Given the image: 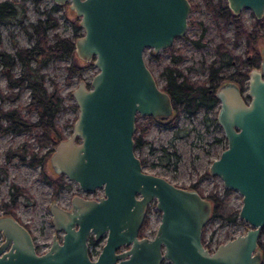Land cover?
<instances>
[{"label":"water","instance_id":"obj_1","mask_svg":"<svg viewBox=\"0 0 264 264\" xmlns=\"http://www.w3.org/2000/svg\"><path fill=\"white\" fill-rule=\"evenodd\" d=\"M67 4L79 18L82 34L74 40L76 56L97 71L80 79L72 97L77 116L71 132L54 146L49 165L85 191L73 194L69 208L53 201V235L38 252L29 230L12 215H0V264H262L258 245L264 227V49L248 70L246 93L226 80L215 90L217 122L226 147L208 167L225 189L241 196L238 219L251 225L242 234L204 246L202 233L212 204L196 189L173 184L147 172L134 150L137 116L168 121L172 98L158 85L143 52L169 48L188 26L190 0H53ZM240 14L250 9L264 16V0H226ZM154 201L160 221L152 237L139 236L147 205ZM102 241L93 259L89 237ZM124 248V249H123Z\"/></svg>","mask_w":264,"mask_h":264},{"label":"rangeland","instance_id":"obj_2","mask_svg":"<svg viewBox=\"0 0 264 264\" xmlns=\"http://www.w3.org/2000/svg\"><path fill=\"white\" fill-rule=\"evenodd\" d=\"M1 1V0H0ZM21 3L26 8L25 16L22 17L21 23L0 24V49L6 52H14L15 46L29 47L33 43L28 35V30L25 27L29 22H35L38 17H41L42 10H46L54 3L53 0H41L40 4L34 7L32 0H15ZM197 5L190 9L188 16V26L183 36L177 37L171 47L174 51L181 48L183 59L177 64L191 79L203 80L207 78L208 63L213 58H216L215 46L222 42V36L226 37V46L233 52L245 56V40L234 41V30L232 23L223 25V21H219L222 29L218 30L215 21L210 17L207 10L204 9L202 0H193ZM53 16L57 17L58 24L54 29L48 32L49 41L55 40V34L59 36H66L73 38L74 25L78 23L79 18L72 12H69L67 4L59 6L57 10L52 11ZM241 19L246 26L251 29L255 23V17L250 9L244 8L240 12ZM202 27L205 28L204 40L206 45L197 48L192 43H189L185 38L197 39L201 35ZM256 28L264 33V25H256ZM83 29L78 30L82 34ZM254 49L258 53V61L260 62V55L264 49V37L258 36L255 39ZM15 43V45H14ZM151 48H145L143 56L148 67L151 68L154 77L161 86L164 83V78L161 76L162 68L166 64H170V53L165 52L164 49L158 51V55L162 58L157 60L150 54ZM68 65H75L80 68V72H74L67 77L68 71L65 69ZM41 71L46 74L45 82L48 89L51 88L52 81L59 85V92L63 96L64 109L58 112L56 122L61 126L63 135H68L72 128L73 122L77 116V108L73 109L71 105L74 104L72 97V90L78 84L79 80L91 81L90 79L97 71L96 66L92 62H85L79 59L76 54L71 58H62L51 60L48 64L41 66ZM15 73L19 72V67L15 69ZM245 82V92L247 87ZM5 80L0 73V90L6 92ZM29 98L28 89L24 88L21 96L18 99L21 103H26ZM16 101L5 102L4 107L13 106ZM214 111L199 110L194 116H189L184 110L180 111L176 117L175 124L168 125L160 123L156 120H150L147 116L140 115L137 119L139 125L148 126L145 130L144 139L146 145L135 151L137 155L143 160V169L150 173H155L166 177L173 184L182 187H189L193 183H197L202 194L207 195L210 189L217 192H222L224 189L223 183L219 176L211 175L207 170L212 160L217 159L221 151L226 147V138L223 135V129L217 122L216 113L219 108L216 105ZM32 115L31 117H34ZM26 134L17 137L12 136V146H16L25 140ZM29 138V137H28ZM31 142V140L29 139ZM10 144V140L1 139L0 144V163L4 160L3 150ZM163 147L167 152H175V156L164 157ZM41 152L44 149L40 150ZM44 172L50 178H56L55 174L50 168L49 159L45 161L43 167ZM41 168L38 166H30L25 162H20L13 158L12 163L8 166V174L0 180V201L7 199L8 187L10 183H16L22 187H26L31 198H19V206L16 209L17 215L24 223H29L31 233L33 234L35 244L38 249H47L51 237L54 233L61 235V232H56L52 223L50 222L51 212H49L48 204L50 201H56L61 206L69 208L71 204L70 198L73 194H81L84 197L96 198L103 192L102 188L85 191L80 189L77 183L66 180L70 183L68 188L59 187L57 194H54L52 187L41 180L39 173ZM65 178V177H64ZM229 206L234 209H239L242 202L239 192L236 190H229ZM156 203L152 201L146 214V221L142 227L143 235L152 237L156 231V226L160 221V212L156 209ZM251 225L243 219H237L234 222H227L216 218H210L206 223L203 233L204 242L208 247L214 250L218 244L225 242L237 234H242ZM259 241L264 242V230L259 238ZM258 241V242H259ZM264 264V262L262 263Z\"/></svg>","mask_w":264,"mask_h":264},{"label":"trees","instance_id":"obj_3","mask_svg":"<svg viewBox=\"0 0 264 264\" xmlns=\"http://www.w3.org/2000/svg\"><path fill=\"white\" fill-rule=\"evenodd\" d=\"M34 7L38 9V5L41 0H32ZM190 9L197 7L190 0ZM204 9L208 11L210 17L215 21L218 30L222 29L223 25L232 23L234 30V41L245 40V56L233 52L229 49L225 42L226 37L222 36L220 43L215 46L216 58L208 63L207 78L203 80L191 79L182 69L177 65L182 59L181 48L174 51L172 47L164 49L165 52L170 53V64H166L161 71V76L164 78V83L161 88L166 90L172 98V105L174 113L168 121H162L160 123L173 125L179 112L184 110L189 116H194L199 110L206 112L214 111L218 104V99L215 96V90L220 84L226 80L236 81L241 87L245 86V82L248 77V70L259 64L258 53L254 50L253 45L255 39L258 36H263L256 25L261 27L264 25V16L261 19L255 18L254 26L249 29L241 19L240 14H234L228 7L226 0H202ZM61 6V5H59ZM58 5L52 4L50 8L41 11L43 14L35 22H29L26 30L29 27L28 35L33 43L26 46H15L14 52H6L0 49V63L2 64V73H4L8 88H13L15 85H22L21 88H28L30 98L24 103V107L27 112L35 110L38 117L35 120H30L28 117L22 115V112L18 108H10L7 112L8 123L12 127L13 133L20 132L22 130L27 131L30 136H34V143L39 150L44 149V153H39L34 150V145L31 142H25L22 144V152L17 155V159L20 162H25L28 165L34 167L40 165L41 172L39 176L41 180L49 184L54 190V194H57L59 187L68 188L70 183L64 178V175L60 174L57 177L56 183L50 179L43 170L45 161L53 151L54 146L57 142L65 139L66 135H63L61 126L56 122L58 112L64 109L63 96L59 92V85L57 82L52 81L51 88L48 89L45 82L46 74L41 71V66L48 64L51 60L71 58L74 56V39L66 36H59L55 34V40L49 41L48 32L50 29H54L58 20L57 17L53 16L52 11L59 8ZM39 10V9H38ZM26 8L21 5L20 2L15 0H1L0 1V24H11L21 23L22 17L25 16ZM219 21H223L222 27H220ZM75 32L74 36H80L78 30L82 29L78 23L74 25ZM205 28L202 27L201 35L199 38H185L189 43H192L197 48H201L206 45L204 40ZM15 45V43H14ZM151 56L157 60L161 59L162 56L150 52ZM34 56L39 58L38 66L32 65V59ZM18 65L20 66L19 76L13 73V68ZM68 71L67 77L72 75L74 72H80V68L75 65H68L65 67ZM21 90V89H20ZM19 90V91H20ZM0 96L5 98L8 95L0 92ZM73 109L77 108L74 102L71 105ZM0 116H4L5 112L1 110ZM139 116L136 118V129L134 134V150L143 148L146 145L144 139L145 130L148 126H141L137 121ZM150 120H154L152 117ZM157 121V120H156ZM0 129L4 130V127L0 124ZM33 133V134H32ZM164 157L175 156V152H167L165 148L162 149ZM16 155V154H15ZM140 158V157H139ZM141 164L143 160L140 158ZM191 188L196 189L202 196L210 200L212 204L211 217L221 219L227 222H234L238 219V209H234L229 206V193L228 189L217 192L214 189H210L207 195L202 194L197 183H193ZM10 188L12 189L11 196L8 202H4L7 206L10 203L11 208L16 206L19 202V198L26 197L31 198L29 191L26 187H22L16 183H12ZM8 206V208L10 207ZM264 227L261 229L260 234L262 235ZM204 233V230H203ZM202 233V241H203ZM91 245L94 244L90 239ZM258 245L264 254V242L259 241ZM165 264H170L165 263Z\"/></svg>","mask_w":264,"mask_h":264},{"label":"flooded vegetation","instance_id":"obj_4","mask_svg":"<svg viewBox=\"0 0 264 264\" xmlns=\"http://www.w3.org/2000/svg\"><path fill=\"white\" fill-rule=\"evenodd\" d=\"M254 46V45H253ZM254 48V47H253ZM255 51H256V49H254ZM261 56V55H260ZM32 61V65L33 66H38V64H39V58L37 57V56H34V58L31 60ZM19 67V71H20V66H18V65H16L14 68H13V73H15L14 71H15V69L16 68H18ZM2 64L0 63V73L3 75V78H4V80H5V87H6V92H3L2 90H0V92H2V93H4V94H6V95H8L7 97H5V98H3V97H1L0 96V115H2L1 114V110L3 111V112H5V114H4V116H0V124H1V126L2 127H4V129H5V131L4 130H1L0 129V144H1V139H3V138H5V140H10V144L9 145H7V147H5L4 148V150H3V157H2V159L4 160L2 163H0V180H2V178L4 179L6 176H7V174H8V166H9V164L10 163H12V160H13V158H15V159H17L18 157H17V155H19V153H21L22 152V144L23 143H25V142H30L29 141V139L31 140V143H32V145H34V150L35 151H38L39 153H44V151H45V148H44V151L43 152H41L40 150H39V148L35 145V143L33 142L34 141V136H30V134L27 132V131H25V130H22V131H20V132H16V133H13V131H12V127H10V125H9V123H8V116H9V113H7L9 110H10V108H18L19 110H20V112H22V115L23 116H25V117H28L31 121L32 120H35V119H37V117H38V115H37V113H36V111L35 110H32L31 112H27V110L25 109V107H24V103H21L18 99L20 98V96H21V92L23 91V89L24 88H21L22 87V85L20 84V85H15L13 88H8V84H7V79H6V77H5V75H4V73H2ZM19 72L18 73H15V75L16 76H19ZM21 89V90H20ZM28 89V88H27ZM20 90V91H19ZM28 94H29V90H28ZM29 98H30V94H29ZM29 98H28V100H29ZM9 100L10 101H16V103L13 105V106H10V107H4V106H2V104L3 103H5V102H9ZM27 100V101H28ZM32 115H35L34 117H31ZM10 117V116H9ZM22 134H26V139L25 140H23L21 143H19V144H17L16 146H12L11 145V142H12V136H14V137H17V136H19V135H22ZM33 134V133H32ZM29 137V138H28ZM16 154V155H15ZM49 159V158H48ZM18 161H19V159H17ZM45 165V164H44ZM39 168H41L40 167V165H37ZM44 167V166H43ZM44 170V169H43ZM54 172V171H53ZM45 173V172H44ZM46 174V173H45ZM56 174V173H55ZM60 174H57V176H56V178H53L52 180L56 183V181L58 180L57 179V177L59 176ZM11 184L12 183H10L9 184V187H8V194H7V199H3V200H1L0 201V215H4V214H9V215H12L14 218H16L21 224H23L28 230H29V232H30V234L32 235V238H33V242H34V245H35V247H36V249H37V251L38 252H42V251H44V250H46L45 248L44 249H38V246L35 244V241H34V237H33V234L31 233V229H30V225H29V223H24L21 219H20V217L17 215V213H16V209H17V207L19 206V204L20 203H18L16 206H14V207H12L11 208V204L10 203H8L7 204V206L5 205V203L4 202H8L9 201V199H10V196H11V193H13L12 192V189L10 188V186H11ZM87 198V197H86ZM71 199V198H70ZM53 201H50L49 202V204H48V209H49V212H50V204L52 203ZM57 204H59L58 202H56ZM151 203V202H150ZM149 203V204H150ZM148 204V205H149ZM60 205V204H59ZM71 205V204H70ZM147 205V206H148ZM8 206H10L9 208H8ZM70 207V206H69ZM156 207V206H155ZM64 208H66V207H64ZM148 209H149V207L147 208V211H146V214H147V212H148ZM156 209H157V207H156ZM157 211L158 212H160L158 209H157ZM51 218H52V212H51ZM51 218H50V222L52 223V225H53V227H54V230H55V226H54V223L52 222V220H51ZM146 215H145V220H144V222H143V224H142V226H141V228H140V231H139V236L140 237H142V236H144L143 235V233H142V227L144 226V224H145V221H146ZM205 228V227H204ZM204 230V229H203ZM56 231V230H55ZM56 232H59V231H56ZM61 232V235H59V237L58 238H60L61 236H62V231H60ZM54 234H56V233H54ZM53 234V235H54ZM53 235H52V237H53ZM57 235V234H56ZM147 236V235H146ZM52 237H51V239H52ZM150 237V236H149ZM90 239H92L93 240V242H95L94 244H92L91 245V242H90ZM4 240V237H3V235H1V233H0V242H2ZM51 241V240H50ZM88 242H89V253H90V256H91V258L93 259L94 257H96V255L99 253V250H100V248H101V246L103 245V242L102 241H96V240H94L93 239V236L91 235V237H89V239H88ZM203 244H204V246L205 247H207L210 251L212 250V248H210V247H208V245L204 242V238H203ZM50 245V244H49ZM49 248V247H48ZM47 248V249H48ZM124 249V248H123ZM162 264H165L164 262L162 263Z\"/></svg>","mask_w":264,"mask_h":264}]
</instances>
